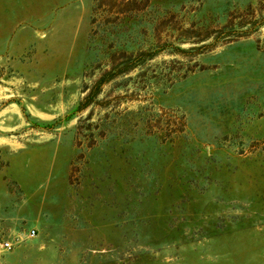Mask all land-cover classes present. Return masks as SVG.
I'll return each mask as SVG.
<instances>
[{"label": "rangeland", "instance_id": "obj_1", "mask_svg": "<svg viewBox=\"0 0 264 264\" xmlns=\"http://www.w3.org/2000/svg\"><path fill=\"white\" fill-rule=\"evenodd\" d=\"M0 264H264V0H0Z\"/></svg>", "mask_w": 264, "mask_h": 264}, {"label": "built area", "instance_id": "obj_2", "mask_svg": "<svg viewBox=\"0 0 264 264\" xmlns=\"http://www.w3.org/2000/svg\"><path fill=\"white\" fill-rule=\"evenodd\" d=\"M5 244L7 245V242H5Z\"/></svg>", "mask_w": 264, "mask_h": 264}]
</instances>
